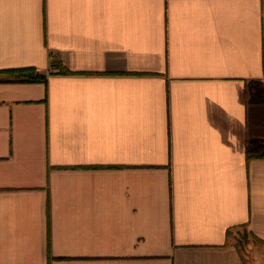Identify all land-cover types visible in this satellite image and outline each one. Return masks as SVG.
Segmentation results:
<instances>
[{"label": "crops", "instance_id": "1", "mask_svg": "<svg viewBox=\"0 0 264 264\" xmlns=\"http://www.w3.org/2000/svg\"><path fill=\"white\" fill-rule=\"evenodd\" d=\"M263 95L264 0H0V264H264Z\"/></svg>", "mask_w": 264, "mask_h": 264}, {"label": "trees", "instance_id": "2", "mask_svg": "<svg viewBox=\"0 0 264 264\" xmlns=\"http://www.w3.org/2000/svg\"><path fill=\"white\" fill-rule=\"evenodd\" d=\"M3 72L8 75L7 80L9 81L43 82L45 80V77L33 66L10 68V69L3 70ZM263 98H264V95H263ZM252 156H256V153L251 152L248 148H246L245 150L246 160H248ZM229 232H230L229 229H226V236L229 235ZM256 241H258V239H256ZM47 248L49 249V245H47Z\"/></svg>", "mask_w": 264, "mask_h": 264}, {"label": "rangeland", "instance_id": "3", "mask_svg": "<svg viewBox=\"0 0 264 264\" xmlns=\"http://www.w3.org/2000/svg\"><path fill=\"white\" fill-rule=\"evenodd\" d=\"M232 237H234L233 240L237 250L244 258L246 257L245 259H250L252 252H262V250H258L255 244L256 242H254L250 234H247L244 228H233Z\"/></svg>", "mask_w": 264, "mask_h": 264}]
</instances>
